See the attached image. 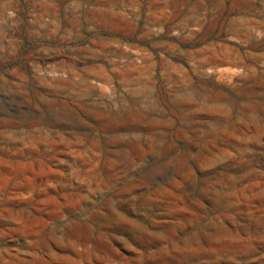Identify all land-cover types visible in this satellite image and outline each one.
<instances>
[{
	"label": "rangeland",
	"instance_id": "rangeland-1",
	"mask_svg": "<svg viewBox=\"0 0 264 264\" xmlns=\"http://www.w3.org/2000/svg\"><path fill=\"white\" fill-rule=\"evenodd\" d=\"M0 264H264V0H0Z\"/></svg>",
	"mask_w": 264,
	"mask_h": 264
}]
</instances>
